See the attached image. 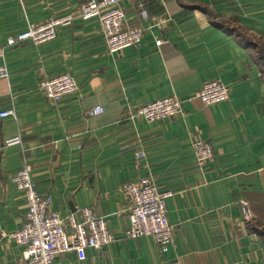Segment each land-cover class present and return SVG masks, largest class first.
<instances>
[{"label": "crops", "instance_id": "crops-1", "mask_svg": "<svg viewBox=\"0 0 264 264\" xmlns=\"http://www.w3.org/2000/svg\"><path fill=\"white\" fill-rule=\"evenodd\" d=\"M88 0H0V264L22 248L10 238L24 222L23 192L9 181L24 164L50 211L90 207L107 219L113 240L74 251L55 264H264V0H119L128 26L143 28L137 46L106 50L97 16H75L55 39L6 46L9 36ZM142 1L148 18L137 9ZM264 48V45L262 46ZM69 72L76 91L51 101L44 78ZM210 79L228 86V100L193 97ZM165 96L182 98L178 116L148 121L127 115ZM103 112L90 114L93 107ZM212 147L195 159L192 137ZM152 180L167 198L173 227L161 254L151 235L128 238L129 208L121 186ZM240 201L250 217L244 219Z\"/></svg>", "mask_w": 264, "mask_h": 264}, {"label": "built area", "instance_id": "built-area-1", "mask_svg": "<svg viewBox=\"0 0 264 264\" xmlns=\"http://www.w3.org/2000/svg\"><path fill=\"white\" fill-rule=\"evenodd\" d=\"M119 0H88L78 8L77 15L67 14L49 18L38 25H29L27 30L15 36H9L6 46H18L24 41L37 45L41 42L55 39L59 27L72 23L75 16L87 18L96 15L99 27L104 36L106 50L118 52L126 47L137 46L142 38L143 28L128 26L125 23V10L118 5ZM137 9L142 18H148L147 9L140 1ZM7 68L0 64V77L7 76ZM77 84L69 72L58 76L44 78L39 83V91L51 101H59L65 94L76 91ZM230 90L219 80L210 79L196 90L197 97L203 104L228 100ZM182 98L165 96L158 100L147 102L135 107L127 119L136 118L148 121L178 116L182 112ZM103 108L93 107L90 114L101 113ZM9 108L0 112V117L14 115ZM20 136L0 141V150L4 145L19 143ZM192 147L195 159L199 163L212 160V147L199 135L192 137ZM31 166L24 164L21 169L11 173L8 179L23 192L27 204L23 224L9 236L22 248L21 259L15 264H55L54 259L66 251H74L78 260L86 256V249H102L113 240V235L107 227V219L90 207H75L66 214L50 211L51 197L41 194L30 176ZM122 194L128 202L129 226L125 231L128 238L151 235L158 245L161 254L168 250L172 241L173 227L167 217V198L173 193L161 191L152 180L142 182L129 181L121 186ZM245 220L250 217L245 201H240ZM160 264H178L177 261H165Z\"/></svg>", "mask_w": 264, "mask_h": 264}, {"label": "rangeland", "instance_id": "rangeland-1", "mask_svg": "<svg viewBox=\"0 0 264 264\" xmlns=\"http://www.w3.org/2000/svg\"><path fill=\"white\" fill-rule=\"evenodd\" d=\"M263 45H264L263 43L260 45V51L258 50V52L262 56V65L264 70V48H262Z\"/></svg>", "mask_w": 264, "mask_h": 264}]
</instances>
